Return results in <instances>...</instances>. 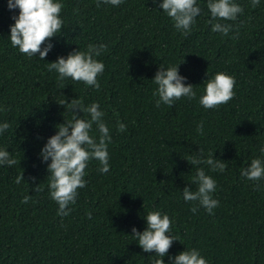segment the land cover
Wrapping results in <instances>:
<instances>
[{
	"label": "trees",
	"instance_id": "1",
	"mask_svg": "<svg viewBox=\"0 0 264 264\" xmlns=\"http://www.w3.org/2000/svg\"><path fill=\"white\" fill-rule=\"evenodd\" d=\"M58 2L62 31L51 38L43 60L11 45L10 25L19 9L0 0V124L10 125L0 134V149L17 161L0 165V264H151L155 254L132 236L133 227L145 230L151 211L169 216L170 235L177 239L162 258L165 264L191 249L208 264H264V179L241 175L252 159L264 160V0L255 8L251 0H234L243 11L234 21H220L232 25L227 36L211 30L207 0H197L201 11L187 36L159 8L162 0L99 7L97 0ZM89 44L107 46L95 57L105 65L99 90L48 70L50 62ZM176 65L196 98L157 107L152 79L160 66ZM217 72L235 78V96L205 109L199 98ZM74 98L85 107L97 103L104 113L109 171L90 160L86 186L61 217L48 186L50 159L43 161L40 152L56 125L73 118L58 102ZM118 122L125 131H118ZM201 122L203 134L197 131ZM90 134L98 139L95 124ZM212 153L227 164L223 172L189 163ZM198 168L216 181L212 195L219 205L212 214L183 198L185 187L197 190L192 181ZM22 172L25 180L17 184ZM26 195L31 199L23 203Z\"/></svg>",
	"mask_w": 264,
	"mask_h": 264
},
{
	"label": "clouds",
	"instance_id": "2",
	"mask_svg": "<svg viewBox=\"0 0 264 264\" xmlns=\"http://www.w3.org/2000/svg\"><path fill=\"white\" fill-rule=\"evenodd\" d=\"M122 2L123 0H97V7L101 3L119 6ZM259 2L260 0H251L252 7L255 8ZM8 8L19 9L18 16L12 17L14 24L10 25L11 45L18 47L21 53L29 57L38 56L45 60L53 47L51 38L62 31L63 20L60 18V13L63 4L58 0H8ZM159 8L172 19L175 28L185 36L191 33L196 17L201 11L197 0H162ZM207 8L211 14L209 20L211 30L225 36L229 34L232 25L220 21H234L243 11L234 0H207ZM106 47L104 44L99 46L89 44L86 51L74 50L66 58L60 56L56 61L50 62L48 70H55L61 80L71 78L99 90L97 76L104 72L105 65L95 57L106 50ZM185 79L186 77L179 74L178 65L167 68L160 66L152 79L158 86L153 93L154 96L159 97L156 106L159 107L161 103L172 106L174 101L181 97L195 99L193 84H185ZM235 84L234 77L224 72H217L213 78L206 79L204 94L200 96L199 103L205 109L217 108L228 103L235 96ZM58 103L67 106V109L73 112V118L56 125L58 131L48 138L40 156L43 161L50 159L47 166L50 196L59 206L57 214L63 217L69 214L71 210L69 206L76 203L78 189L86 186L84 177L89 161L93 159L99 161L101 165L99 171L102 173L109 171L107 148L111 136L108 126L102 119L104 113L99 110L97 103L85 107L81 100L75 98L70 103L66 99ZM77 111L89 114L90 119L80 118ZM94 124L99 132L98 139L90 134ZM9 127L7 122L0 124V134ZM125 129L126 125L118 122V131L123 132ZM197 131L203 134L202 122L197 126ZM260 152L264 155V147L260 148ZM16 163L17 161L10 157L8 151L0 149V165L13 166ZM189 163L192 166L206 164L212 171L220 172L227 167L225 161L214 158L213 153L207 159L192 157ZM241 175L251 181L264 179V160L252 159ZM23 180L25 178L22 172L16 177V183L19 184ZM192 183L198 185L197 190L193 191L185 187L182 190L184 200L198 202L209 214H212L213 209L219 205V201L212 195L216 190V181L206 175L203 168H198ZM38 185L35 191L40 190ZM30 199V195L24 196L23 203H28ZM191 211L196 213L198 208L193 206ZM87 215L91 218V213ZM145 219L147 222L145 230L140 232L133 227L132 236L144 252L155 254L157 258L153 259L151 264H165L162 258L168 254L173 241L177 240L170 235L172 221L167 214L162 215L159 211L148 212ZM170 261L171 264H208L196 249L184 250L174 258L170 257Z\"/></svg>",
	"mask_w": 264,
	"mask_h": 264
}]
</instances>
